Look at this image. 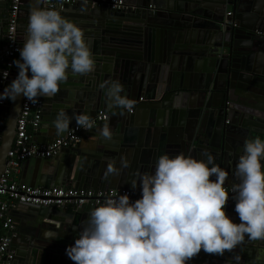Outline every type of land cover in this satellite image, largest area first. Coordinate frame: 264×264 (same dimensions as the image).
<instances>
[{
	"label": "water",
	"instance_id": "1",
	"mask_svg": "<svg viewBox=\"0 0 264 264\" xmlns=\"http://www.w3.org/2000/svg\"><path fill=\"white\" fill-rule=\"evenodd\" d=\"M42 1L23 0L21 48L28 35V16L34 8H42ZM100 1L73 0L60 10L83 30L95 69L85 75L69 72L53 97H40L42 108L49 111H42L46 129L40 127L39 133L47 134L50 143L76 125L75 114L87 113L93 119L98 111L109 110L111 119L103 122L113 138L104 139L99 135L102 127H92L88 164L79 159L49 166L51 159L30 158L31 176L25 184L132 188L136 172L151 174L160 155L182 153L198 159L205 151L228 172L224 184H239L234 169L244 141L264 139V0H125L129 6L122 10L93 4ZM17 75L15 65L4 88ZM112 81L122 85L121 95L133 101L143 97L136 113L108 106L105 89L99 85ZM23 99V94L14 101L6 98L0 106V177ZM61 109L71 119L68 130L57 134L52 124L47 129L43 122H52ZM122 160L128 167H121ZM108 163L120 168L119 174L105 176ZM261 163L264 170V160ZM98 206L18 203L11 212L16 228L13 263L75 264L65 249L79 238L90 209ZM224 208L234 222H240L235 202ZM52 228L61 230V236L49 235ZM236 255L241 258L238 264H264V239L249 240L246 235L231 252L216 255L201 250L187 264H237Z\"/></svg>",
	"mask_w": 264,
	"mask_h": 264
},
{
	"label": "clouds",
	"instance_id": "2",
	"mask_svg": "<svg viewBox=\"0 0 264 264\" xmlns=\"http://www.w3.org/2000/svg\"><path fill=\"white\" fill-rule=\"evenodd\" d=\"M27 34L20 58L14 61L18 75L0 92V100L14 101L23 94L36 103L38 97H53L69 72L94 71L95 60L83 30L59 11L34 8ZM99 87L105 89L109 107L133 110L134 101L121 95L118 81L102 82ZM70 119L63 109L56 113L52 126L57 134L68 130ZM74 119L84 130L93 127L87 113L75 114ZM99 135L113 138L107 123ZM202 155L206 158L162 154L151 174L137 171L140 198L132 201L124 193L90 209L79 238L65 249L68 258L75 264H187L201 250L216 255L231 252L246 235L249 240L264 239V139H246L235 165L240 183L233 186L232 200L239 223L224 208L229 200L224 187L228 172L214 163L211 153ZM121 167H128L127 161L122 160ZM119 171L108 163L104 175ZM135 177L130 181L133 189ZM234 259L238 264L241 258Z\"/></svg>",
	"mask_w": 264,
	"mask_h": 264
},
{
	"label": "built area",
	"instance_id": "3",
	"mask_svg": "<svg viewBox=\"0 0 264 264\" xmlns=\"http://www.w3.org/2000/svg\"><path fill=\"white\" fill-rule=\"evenodd\" d=\"M73 0H43L42 8L63 10ZM106 3L113 10H122L129 5L125 0H101L93 2L100 5ZM23 0H10L8 20L5 31V42L0 47V92L4 90V84L11 77L15 68L14 61L19 59L18 27L21 22ZM232 11H227L231 15ZM7 71L5 78L3 73ZM29 76L31 73L29 72ZM6 99V98H5ZM5 99L0 100V106L5 104ZM143 97L139 99L142 101ZM133 110L129 113H133ZM109 112L98 111L96 117L91 119L93 127L105 121ZM42 123V103L40 98L32 103L24 97L20 117L17 120L16 135L13 145L7 154V163L0 177V264H14L15 251L12 248L13 238L16 236L14 219L10 210L18 203H31L51 207H74L85 204L102 205L107 198H116L120 194L127 193L130 200L134 201L141 196L140 189H94L91 187L78 188L67 185H56L45 188L22 185L16 180L15 175L25 161L30 158L51 159L56 157L64 148L72 147L81 138L82 132L87 131L74 125L64 136L53 139L50 143L36 145L32 143V135L39 131ZM234 185H224L229 193L228 202H235L232 197Z\"/></svg>",
	"mask_w": 264,
	"mask_h": 264
},
{
	"label": "crops",
	"instance_id": "4",
	"mask_svg": "<svg viewBox=\"0 0 264 264\" xmlns=\"http://www.w3.org/2000/svg\"><path fill=\"white\" fill-rule=\"evenodd\" d=\"M1 1L2 0H0V2ZM3 4H4V6L0 8V47H2V45L5 42V31H6L7 20H8V9H9V5H10V0H4ZM25 8L26 7L24 5H22V9L24 10ZM228 11H232V7H229ZM22 13L23 12L21 11V17L24 14V13L23 14ZM140 102L141 101H139V100L134 101L135 111L133 112V114L136 113V106L139 105ZM41 103H42V106H43L44 105L43 100H41ZM43 110H44V113L49 111V110H46V109L42 108V111ZM105 111L109 112V110H105ZM123 111H124L123 109L120 110V112H123ZM137 112H138V109H137ZM139 117H140V111H139ZM42 118H43V113H42ZM110 119H111V112H109V117L106 119V121H108ZM105 122H101V123H99L98 125H96L93 128H97V129L101 128ZM43 123L46 124L47 129H51L52 128L51 127V124H52L51 120L44 121ZM41 128H45L46 129L44 124L41 126ZM93 128L88 129V131H85V132H87V134L89 135V133L93 131ZM83 132H82L81 138L78 141V143H76L74 146H72L70 148L63 149L56 157L51 158V160H49L50 162L47 161L48 162L47 164H50L49 166H51L56 161H59L61 164H64L66 166L68 164H73V162L74 163L77 162L79 159L81 161H83V162H86V164H88L87 162H91L92 158L90 156L88 157V153H89L88 146H89L90 141L92 140V138L90 137V135L89 136L88 135H84ZM48 140H49L48 135L45 134V133L41 134V133H39V131L32 135V143L36 144V145L47 144L49 142ZM80 142H82V143H80ZM125 155H126V153H125ZM35 158H39V157H35ZM198 159H205V157L202 156L201 158H198ZM28 160H30V159H28ZM28 160L23 163V165L21 166L20 170L15 175L16 180H18V182L20 184H22V185H28V184H25V182H26L27 178H30V176H31L32 166H31V163L28 162ZM224 185H227V184H224ZM234 185H236V184H234ZM28 186H30V185H28ZM128 189H133V188H128ZM136 189H139V187H137ZM16 209H18V208H16ZM11 212H13L12 209L10 210V214H11V216L14 219V215ZM60 232H61V230H59V231L57 230L56 231L55 229L52 228V230H50V232H49V235H51V236H53V235L61 236Z\"/></svg>",
	"mask_w": 264,
	"mask_h": 264
},
{
	"label": "flooded vegetation",
	"instance_id": "5",
	"mask_svg": "<svg viewBox=\"0 0 264 264\" xmlns=\"http://www.w3.org/2000/svg\"><path fill=\"white\" fill-rule=\"evenodd\" d=\"M22 12H23V9H22ZM23 14V13H22Z\"/></svg>",
	"mask_w": 264,
	"mask_h": 264
}]
</instances>
